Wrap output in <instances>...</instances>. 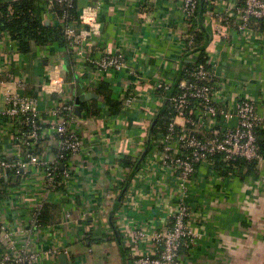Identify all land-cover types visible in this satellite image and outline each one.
Masks as SVG:
<instances>
[{
	"label": "crops",
	"instance_id": "crops-1",
	"mask_svg": "<svg viewBox=\"0 0 264 264\" xmlns=\"http://www.w3.org/2000/svg\"><path fill=\"white\" fill-rule=\"evenodd\" d=\"M76 6L75 46L24 54L17 42L0 34V69L24 84L20 93L38 98L43 114L58 99L76 104L86 93L98 95L103 83L111 86L120 108L111 110L100 96L82 106L71 129L84 148L72 158L73 174L65 189L50 191L44 173L33 170L8 187L0 207L4 218L19 228L36 209L49 206L50 223L35 239L33 251L59 248L68 264H129L132 250L140 256L156 251L150 239L134 249L129 231L139 227L150 236L160 233L178 207V175L158 166L151 138L169 109L168 95L157 92L155 85L164 76L179 75L183 41L191 27L178 0H76ZM43 19L48 25L57 21L51 12ZM205 28L210 36L207 53L218 75L232 83L218 90V96L226 92L231 101L239 93L251 98L264 130V24L245 35L226 28L225 39L218 33V19L206 22ZM115 54H122L139 77L95 67ZM4 91L0 86V112L7 108ZM128 98L133 99L130 107L125 105ZM94 109L98 116L89 115ZM52 137L40 146L42 160L49 163L58 153V140ZM18 155L11 137L0 131V157ZM258 169L257 175L243 169L224 177L215 167L195 175L188 196L194 237L181 249L183 264H264V162ZM59 257L36 264H62Z\"/></svg>",
	"mask_w": 264,
	"mask_h": 264
},
{
	"label": "built area",
	"instance_id": "built-area-1",
	"mask_svg": "<svg viewBox=\"0 0 264 264\" xmlns=\"http://www.w3.org/2000/svg\"><path fill=\"white\" fill-rule=\"evenodd\" d=\"M42 1L46 5L45 12L55 16H58L53 12L55 3L67 8L63 16H58V21L64 27L69 45L75 46L79 35L74 22H69L68 9L73 8L76 0ZM178 1L191 27V32L185 35L183 41L185 54L194 46V31L199 30H194V25L200 0ZM205 2L207 11L204 26L206 22L218 19V33L224 39L227 38L226 28L245 35L250 34L254 26L264 24V0ZM194 56L185 59L190 67L184 68L183 78L175 94L169 95L174 90L177 75L164 76L155 85L157 92L168 95L166 99L172 118L165 128L162 127L152 136L151 143L156 146L158 166L178 175V207L169 226L160 233L150 236L139 227L129 231V243L134 249H139L148 239L156 249L153 255L148 256H140L132 250L129 264H183L181 249L194 237L189 226L192 213L188 196L195 175L201 170L215 171L217 157L225 163L238 160L264 162L257 144L261 118L256 103L242 93L234 101L227 97L226 92L224 96H218L222 94L218 90L222 92L232 83L229 84L228 79L218 75V66L214 60L210 58L207 65L199 64L197 59H191ZM94 65L105 73L127 72L139 77L138 70L131 67L122 54L108 55ZM0 86L5 90L7 99L6 110L0 112V131H6L19 149L16 159L0 157V178L9 179L12 175L19 178L33 170L40 171L45 175L47 189H65L73 174L72 158L84 148L81 136L71 129L77 117L76 104L74 101L58 99L50 111L43 114L38 98L20 93L24 84L16 82L13 73L5 68L0 69ZM132 102L133 99L128 98L126 107H130ZM51 136L58 140L57 159L54 163L42 160L39 153L41 143ZM60 165L63 166L61 175L58 172ZM40 210L33 212L29 222L15 228L4 218L0 207V264H36L44 257L51 259L60 256L62 251L59 248L41 252L32 250L35 239L44 231L37 220Z\"/></svg>",
	"mask_w": 264,
	"mask_h": 264
},
{
	"label": "trees",
	"instance_id": "trees-1",
	"mask_svg": "<svg viewBox=\"0 0 264 264\" xmlns=\"http://www.w3.org/2000/svg\"><path fill=\"white\" fill-rule=\"evenodd\" d=\"M45 8L46 5L42 0H0V34H8L12 40L18 43L20 51L24 54H31L36 48H68L69 43L64 34V27L58 21V16H63V13L67 8L55 3L53 12L58 16H55L57 21L54 25H47L44 21L43 14L45 13ZM206 11L207 4L205 0H200L197 10V21L194 25V28H196L194 30H197V28L199 30L194 31L196 36L194 46L183 55L182 70L178 75L174 90H171V93L169 94L170 96L175 94V89H177L183 78L184 68L190 67V65L185 61L187 57L198 54L197 62L205 65H207V62L210 59L207 53V45L210 42V36L204 26ZM68 13L70 16L69 22H74V24L78 26L79 12L77 10L76 2L73 8L68 9ZM97 94L98 96L103 97L104 103L110 107L111 110L117 111L120 108L121 104L113 99V91L109 84H101V86L97 89ZM82 106L85 108L86 103H82ZM98 114L99 111L97 109H94L92 110V113H89L90 116H98ZM169 114L170 111L168 110V112L164 115L166 120L164 119V121L162 120L160 123L163 128L166 127L167 123L172 118ZM257 144L259 147V153L264 161V130H258ZM126 165H133L134 167V164L131 165L130 163H127ZM258 165L259 162H248L246 160L225 163L222 158L217 157L215 167L222 176L227 177L234 175L236 170L240 171L243 169L248 170V175H257L259 173ZM58 172L60 175L62 174V165H60ZM248 175L245 177L247 178ZM17 180L18 178L13 175L9 177L8 182L5 179L0 178V186L2 187L0 190V199L5 197V193L7 194L9 186L12 187L16 185L15 182ZM63 189L64 187L59 188V190ZM48 212L49 206L44 205L37 216L38 223L42 227H46L50 223V216Z\"/></svg>",
	"mask_w": 264,
	"mask_h": 264
},
{
	"label": "water",
	"instance_id": "water-1",
	"mask_svg": "<svg viewBox=\"0 0 264 264\" xmlns=\"http://www.w3.org/2000/svg\"><path fill=\"white\" fill-rule=\"evenodd\" d=\"M48 25V23H46ZM91 99H97L99 100L100 97L94 93H86L85 95H82L76 99V115L77 117L81 118L82 116V103L90 101ZM1 233V231H0ZM60 260L62 264H68V256L66 254L61 255Z\"/></svg>",
	"mask_w": 264,
	"mask_h": 264
},
{
	"label": "rangeland",
	"instance_id": "rangeland-1",
	"mask_svg": "<svg viewBox=\"0 0 264 264\" xmlns=\"http://www.w3.org/2000/svg\"><path fill=\"white\" fill-rule=\"evenodd\" d=\"M43 259H46L45 257Z\"/></svg>",
	"mask_w": 264,
	"mask_h": 264
}]
</instances>
